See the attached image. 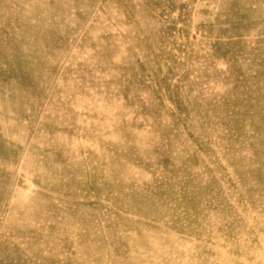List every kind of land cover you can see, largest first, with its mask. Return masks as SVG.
Here are the masks:
<instances>
[{"label":"rangeland","instance_id":"1","mask_svg":"<svg viewBox=\"0 0 264 264\" xmlns=\"http://www.w3.org/2000/svg\"><path fill=\"white\" fill-rule=\"evenodd\" d=\"M0 264H264V0H0Z\"/></svg>","mask_w":264,"mask_h":264}]
</instances>
